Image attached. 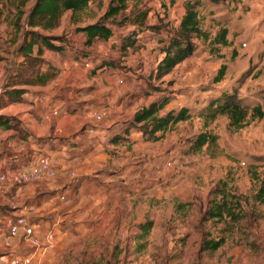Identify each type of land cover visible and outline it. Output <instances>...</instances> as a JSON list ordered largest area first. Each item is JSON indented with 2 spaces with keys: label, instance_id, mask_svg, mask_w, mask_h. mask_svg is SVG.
I'll return each instance as SVG.
<instances>
[{
  "label": "rangeland",
  "instance_id": "374dc122",
  "mask_svg": "<svg viewBox=\"0 0 264 264\" xmlns=\"http://www.w3.org/2000/svg\"><path fill=\"white\" fill-rule=\"evenodd\" d=\"M184 1L127 0L123 11L114 20L108 19L113 35L88 46L84 34L75 28L96 20L108 2L91 0L79 13L77 24L71 20V11L65 10L52 30L31 28L51 35L52 43L61 44L62 51L37 43L30 55H23L19 46L30 39L25 19L34 0H0L3 120L9 122L11 117L8 94L13 89L34 90L35 94L28 95L32 105L38 103L35 95L59 94L61 101H71L74 107L77 102L88 105L87 112L107 105L105 110L115 115L105 136L108 146H102L110 160L107 169L119 175L116 194L109 188L95 192L92 195L101 201L98 206L93 198L82 201L77 193L67 202L75 207V214L65 217L67 197L60 200L59 193L60 219L52 220L50 214L45 215L48 211L42 216L50 220L48 224L34 219L42 236L51 233L41 264H264V202L255 200L264 170V116H256L253 110L258 106L264 114V0H200L202 28L213 37L226 27L230 45L217 47L210 37H194V52L158 78L155 67L179 26ZM144 12L143 22L130 21ZM124 15L129 19L123 20ZM70 60L81 69H72ZM222 63L227 66L225 76L215 82ZM35 72L51 75L45 86L17 84ZM222 93H235L247 108L248 123L243 128H231L225 114L212 122L204 118L209 100ZM163 97L170 100L161 114L185 106L190 118L159 133L156 140L146 139L133 128L123 133L134 110ZM119 102L122 111L114 114L112 106ZM11 118L16 139L10 146L3 140L7 129L0 126V171L19 184L20 165L27 167L38 156L49 154L22 148V133L27 132L16 129L17 118ZM203 131L216 135L217 145L193 152L191 140ZM112 137H119L117 148L109 144ZM15 148L22 149L18 155L13 153ZM9 168L11 173L6 172ZM223 192L236 203L232 207L235 218H208L205 211ZM43 198H34L36 206L44 205ZM8 201L9 194L0 196V218H14ZM6 232L0 225V233L5 236ZM209 238L222 243L215 250L202 249V241ZM14 256L0 264H11Z\"/></svg>",
  "mask_w": 264,
  "mask_h": 264
},
{
  "label": "crops",
  "instance_id": "0c3cea01",
  "mask_svg": "<svg viewBox=\"0 0 264 264\" xmlns=\"http://www.w3.org/2000/svg\"><path fill=\"white\" fill-rule=\"evenodd\" d=\"M70 64L71 68L76 71L81 69L77 62L70 60ZM45 84L30 86H45ZM76 91L79 93V90L76 89ZM27 93L20 94L21 100H10L11 103H9L12 105H10L12 110L9 111L10 116H13L12 118L16 117V123L19 124L16 129L20 130V132L22 130L27 132V134L22 133L21 140L23 144L21 147L26 148L30 153L33 152V154L39 151L49 154L47 157L53 161L57 168V177L51 181H34L19 184H15L9 179V183L0 190V196L4 197L9 194L10 214L14 217L25 216L34 224H36L34 219L48 224L50 220L46 219L47 217H42L45 211H48V214L45 215L48 216L50 214L52 220H59L61 217L59 206H57L59 202L57 195L59 193L66 194L65 197H67L65 199L68 206L65 212L68 214L65 217L75 214V212H72V208L75 207L67 202L77 193L82 201L89 200L90 202L91 198H93V200L98 202V206L101 205V201H98L96 194L95 197L93 196L95 192L109 188V192H114L113 194L115 195L114 187H118L120 182L118 179L119 175H115V171L111 172L107 169L110 160L109 156L103 151L102 146V144L106 147L108 146L105 142V136L108 133V128L115 122V115L108 113L106 110L107 114L102 118L104 120L102 124H99L102 119L95 120L92 117L94 110L108 109V106H102L99 109L93 108L87 112L88 105L77 102L79 105L74 107V105H70L71 101H61L59 94H55L54 97H47L45 94L35 95L34 99L38 101L39 105L37 102L32 105L28 95L36 92L29 90ZM26 97L28 98L27 101ZM80 108L83 109L79 110ZM112 108L114 114H120L123 103L120 104L119 102L118 105H114ZM72 109H76V111H72ZM136 110L132 112V115ZM6 132L3 140L10 145V142L16 139V131L10 126ZM49 140H53L54 143L49 144ZM109 144L113 148L118 146V142H109ZM14 150L13 153L18 155L17 152L22 149L15 148ZM20 167L24 166L20 165ZM10 171V168L6 169V172L11 173ZM71 171L74 173L73 175H70ZM40 196L44 197V205L36 206L35 199ZM8 220L5 216L0 218V225L5 226L6 231ZM6 235L4 236L3 233H0V251L7 249L9 253H0V262L14 254L23 255L29 251L27 244L20 236L12 237L9 234Z\"/></svg>",
  "mask_w": 264,
  "mask_h": 264
},
{
  "label": "trees",
  "instance_id": "16d2710c",
  "mask_svg": "<svg viewBox=\"0 0 264 264\" xmlns=\"http://www.w3.org/2000/svg\"><path fill=\"white\" fill-rule=\"evenodd\" d=\"M27 0H21V3H25ZM91 0H34L33 4L28 10L25 22L30 28L26 31V34L30 36L28 41H24V44L19 46V51L23 55H30L33 51V45L40 43L51 49L58 51L63 50L61 44L52 43L54 39L49 34H42L31 28L39 27L42 30H52L58 24L59 19L65 10L71 11V20L77 24L79 20V13L86 10L88 3ZM200 0H185L184 12L180 18L179 26L173 36H171L167 45H165L163 57L159 60L155 67V76L160 78L172 71V69L181 61L189 57L195 50L194 37L208 40L210 34L208 31L202 28L203 15L200 14L198 5ZM127 5V0H108L104 12L94 21L86 22V24L75 28L76 32H81L85 36L84 43L88 46L95 40H108L113 35L112 28L108 25V19L114 20L115 16L123 11ZM22 14V10L19 9L17 14L18 18ZM145 12L140 16L130 19L131 22H143ZM123 20L129 19L128 15L123 16ZM228 30L226 27H221L210 37V43L215 46H229L231 41L227 38ZM55 40V39H54ZM59 41L60 39L57 38ZM132 42L125 43L131 44ZM215 47V48H217ZM42 47H38L37 52L40 54ZM216 50V49H213ZM235 56V52L231 57ZM227 66L222 63L217 69V73L214 77V81L218 82L223 79L226 73ZM51 75L45 73L35 72L30 79H24L20 83L23 85H43L49 79ZM27 92V90L13 89L9 91V98L13 101L21 100L20 94ZM168 97H163L160 101L153 100L147 105L138 108L132 115L131 119L124 127V134H128L130 129L140 132L146 139L156 140L160 135L167 130L175 126L179 121H184L190 118V111L188 107H180L178 110L169 109L164 113H160L161 110L169 103ZM256 116L263 117V111L260 107H254ZM227 115L229 119V126L234 130L243 128L247 123L248 111L247 108L241 105L236 98L235 93H222L209 100L206 106V112L203 114L205 119L212 122L218 115ZM5 115H0V126L8 129L11 125L9 122L3 120ZM254 118V117H251ZM12 119V118H11ZM119 137H112L111 142L117 143ZM216 135L209 131H203L195 136L191 140V150L198 152L203 146H216ZM255 200L259 203L264 202V170L263 176L260 179V185L255 193ZM231 201H228L224 192L220 199H214L205 214L208 218L220 219L224 215L231 218H235L236 214L233 210ZM144 226V225H143ZM145 228V227H144ZM222 243L221 239L209 238L205 239L201 243V248L204 250H215Z\"/></svg>",
  "mask_w": 264,
  "mask_h": 264
},
{
  "label": "built area",
  "instance_id": "2783aa9c",
  "mask_svg": "<svg viewBox=\"0 0 264 264\" xmlns=\"http://www.w3.org/2000/svg\"><path fill=\"white\" fill-rule=\"evenodd\" d=\"M107 114L105 109L94 110L92 117L94 119H102ZM74 173L71 171L70 175ZM57 177V168L53 161L47 156H38L29 166L21 167L17 172V180L20 183H28L34 181H51ZM10 179L8 174L0 171V190L5 187ZM65 194L59 196L60 200H64ZM8 234L12 237L20 236L27 244L29 251L23 255H15L11 258V264H41L43 255L51 242V233L48 232L44 236L39 232L37 225L31 223L25 216H16L10 218L7 224Z\"/></svg>",
  "mask_w": 264,
  "mask_h": 264
}]
</instances>
